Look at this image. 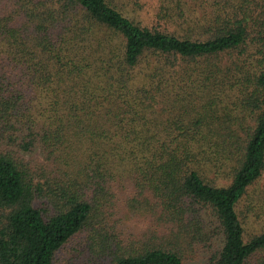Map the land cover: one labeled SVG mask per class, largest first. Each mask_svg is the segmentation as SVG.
Wrapping results in <instances>:
<instances>
[{
    "label": "trees",
    "instance_id": "16d2710c",
    "mask_svg": "<svg viewBox=\"0 0 264 264\" xmlns=\"http://www.w3.org/2000/svg\"><path fill=\"white\" fill-rule=\"evenodd\" d=\"M130 3L0 0V264H264V0Z\"/></svg>",
    "mask_w": 264,
    "mask_h": 264
},
{
    "label": "rangeland",
    "instance_id": "374dc122",
    "mask_svg": "<svg viewBox=\"0 0 264 264\" xmlns=\"http://www.w3.org/2000/svg\"><path fill=\"white\" fill-rule=\"evenodd\" d=\"M194 1L198 2L200 0H180V4H178L180 5V9H182L183 13H188L193 6L197 9V5L194 3ZM208 1L212 2L213 0H207V2ZM176 4V0H131V3L129 6H127V13L143 24L163 27L166 25L167 20L162 19L163 16H161L160 11L164 10V8L165 10H167V8L172 9ZM178 4L176 5L177 9H179ZM263 181L264 172L262 174V178L260 181H258L257 186ZM249 200L250 199L248 198V201ZM252 210L258 213L261 219L264 218V206L260 207L258 204H254L252 206ZM259 221H261L260 218L251 215L250 212L248 216V223L245 225L246 230L253 231L254 229L258 228Z\"/></svg>",
    "mask_w": 264,
    "mask_h": 264
}]
</instances>
